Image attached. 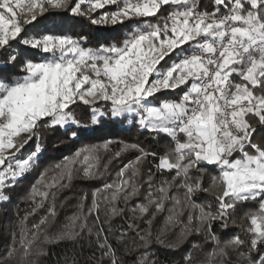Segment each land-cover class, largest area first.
<instances>
[{
	"label": "snow or ice",
	"instance_id": "snow-or-ice-1",
	"mask_svg": "<svg viewBox=\"0 0 264 264\" xmlns=\"http://www.w3.org/2000/svg\"><path fill=\"white\" fill-rule=\"evenodd\" d=\"M107 6L115 10L94 15ZM163 6L172 10L160 16ZM51 10L67 11L93 25L128 22L130 31L122 42L95 47L85 46L91 43L87 35H28V27ZM16 42L40 51L45 58L24 61V75L19 79L0 78V189L37 165L44 151L42 130L64 129L75 139L89 127L77 119L73 109L78 105L89 108L93 126L104 118L115 123L131 116L134 126L169 141L163 155H150L158 158L157 172H167L171 178L157 185L149 172L143 201L130 209L131 222L118 231L116 240L125 244L134 234L146 246L150 232L141 234L137 219H154L171 202L166 226L178 223L185 208L197 210L168 245L171 250H178L191 234L203 232L213 249L199 264H217V258L227 256L229 250L242 255L246 264H264V0H213L211 10H201L199 0H0V49H10ZM172 56L176 59L162 67L161 62ZM10 60L15 62L16 56ZM177 90L181 93L177 99H158L164 92ZM30 141L34 149L21 158L18 154ZM111 143L64 157L55 165L58 174L43 190L33 186L32 213L49 199L53 204L47 216L32 226L31 238L24 218L20 246L9 248L8 259L18 252L21 260L32 255L49 217L56 216L57 193L70 186L74 172L95 178L97 153L101 147L108 151ZM130 148L140 152L136 161L121 168L112 184L93 192L87 213L80 208L71 218L73 229L88 228L89 215L99 220L101 202L113 205L110 217H114L124 214V209L115 207L116 201L127 205L140 197L133 180L135 165L149 153L127 144L121 151ZM129 169L131 176H127ZM210 169L218 174H211ZM102 192L109 195L101 201L97 196ZM204 193L214 198V207L195 202ZM4 199L0 191V200ZM248 201H258V208L242 217L249 221L244 229L247 238L235 235L221 241L213 225L220 223L227 229L238 206ZM193 219L196 226L189 227ZM147 223L151 225L152 220ZM103 232V225H98L102 257L119 264ZM199 248L193 244L194 250ZM182 260L194 264L191 252Z\"/></svg>",
	"mask_w": 264,
	"mask_h": 264
},
{
	"label": "trees",
	"instance_id": "trees-1",
	"mask_svg": "<svg viewBox=\"0 0 264 264\" xmlns=\"http://www.w3.org/2000/svg\"><path fill=\"white\" fill-rule=\"evenodd\" d=\"M212 2L213 0H199V6L201 10H211ZM114 10V6H107L105 9L98 10L94 15L98 17L103 12ZM171 10L170 6H163L159 15H167ZM157 19H152L151 22L156 23ZM131 24L134 26L135 21ZM129 31L128 22L123 25H93L85 18L74 17L69 12L61 10H51L40 18L39 22L28 27V35L46 32L72 36L87 35L91 43L86 44V47L122 42ZM13 55L16 56L15 62L10 60ZM43 58H45L44 54L40 51L21 46L18 42L13 43L10 49H0V78L7 76L12 80L19 79L24 75L21 71L24 61H39ZM174 59H176L175 56H172L171 59L166 58L165 61L161 62V66L166 68ZM180 94L179 90L164 92L158 96V99H177ZM73 111L77 119L89 127L80 131L75 139L65 134L64 129L42 130L40 137L44 151L37 165L15 182L9 181L3 189H0L6 197V199L0 200V264H110L107 257H102L101 250L97 246L98 225H103L102 237L107 236L108 242L115 249L119 264H183L182 257L189 252L193 256L194 264H199L205 253L211 252L213 249L212 243L206 240L203 232L188 236L178 250L173 251L168 247L169 244L176 241L182 228L188 225L189 216L195 218L197 210L194 208H185L179 217V222L167 226L166 218L170 214L168 209L173 207L171 202H166L165 211L158 213L154 219L150 216L145 217L144 220L137 219L136 223L139 225L141 234L146 231L150 232L146 246L134 234L128 238L125 244L116 240L118 231L126 228L127 224L131 222L130 218L133 213L130 209L136 203L143 201L149 172L153 174V180L157 185L161 180L171 178L167 172H157L155 165L158 163V158L153 159L150 155L151 153H156L157 157L163 155L169 141L161 137H154L149 132L134 126L131 116L127 119L121 118L115 123L104 118L93 126L90 121V110L87 106L78 105ZM250 123H254V121H250ZM255 135L258 139L260 132ZM106 141H112V143L109 145L108 151H104L101 147L97 153L99 156L97 176L87 178L82 174V171L74 172L70 186L57 193L54 201L56 216L54 219L49 217V223L44 226L38 241L33 245L32 255L21 260L18 252L13 258L8 259L9 248L14 245L17 248L20 246V229L24 218L27 216L24 225L29 230V238H31L32 226L47 216L48 209L53 204V201L49 199L43 207L32 213V209L35 207L30 199L33 186L43 190V185L50 183L51 179L58 174L55 165L61 163L64 157L73 156L77 151L85 148L93 150L94 146H102ZM125 144L139 145L140 148L149 153L146 159L135 165L137 175L133 177V180L140 188V197L129 201L127 205L123 200L116 201L115 207L124 209V214L114 217H110V210L113 205L101 202L99 220L96 219L95 215H89L87 218L88 228L91 229V232L88 231V228L83 231L79 227L73 229L71 218L78 214L80 208H83L84 213H87V209L92 205L93 192L102 189L105 184H112L116 181L120 169L129 165L130 162H135L137 156L140 155L139 151L131 148L121 151ZM34 146V142L30 141L18 155L21 158L27 156L34 149ZM117 152H120L118 157L115 156ZM77 168L79 169V165ZM46 169L47 171H45ZM210 172L213 175L218 174L214 169H210ZM131 174L132 169H129L127 176H131ZM205 187H207V183H205ZM175 194L179 195V193ZM106 195L109 194L102 192L98 194L97 199L102 201V197ZM37 202L39 201L37 200ZM195 202L197 204L211 203L213 207L215 204L214 198L208 193L198 194ZM257 208L258 201L243 203L232 215L227 229L222 228L220 223H215L212 230L221 241L235 235H240L241 238L246 239L244 229L248 226L249 221L242 219V217L244 213L255 211ZM106 219H110V222H106ZM149 219L152 220L151 225L147 223ZM195 226L196 221L193 219L189 227ZM62 233L65 235H61ZM193 244L200 245V248L194 250ZM241 251H246V249H241ZM217 264H246V261L238 252L229 250L227 256L217 258Z\"/></svg>",
	"mask_w": 264,
	"mask_h": 264
}]
</instances>
